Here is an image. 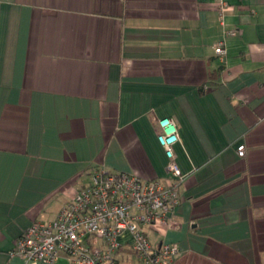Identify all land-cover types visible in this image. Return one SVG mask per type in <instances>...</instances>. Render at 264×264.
Returning a JSON list of instances; mask_svg holds the SVG:
<instances>
[{"label": "crops", "instance_id": "obj_1", "mask_svg": "<svg viewBox=\"0 0 264 264\" xmlns=\"http://www.w3.org/2000/svg\"><path fill=\"white\" fill-rule=\"evenodd\" d=\"M229 2L223 25L215 0H0V264H50L10 252L98 168L168 182L166 116L187 177L152 243L180 245L168 264H264V0Z\"/></svg>", "mask_w": 264, "mask_h": 264}, {"label": "built area", "instance_id": "obj_2", "mask_svg": "<svg viewBox=\"0 0 264 264\" xmlns=\"http://www.w3.org/2000/svg\"><path fill=\"white\" fill-rule=\"evenodd\" d=\"M215 5L221 24L225 25L230 2L215 0ZM236 33L235 29L226 28L224 37L216 43L215 52L221 62L225 63L227 54L226 37ZM158 127L157 137L168 159V182L98 168L55 219L35 221L25 229L11 255L50 264L61 258L69 264H118L115 253L127 234L136 264H168L180 255L178 243L155 246L149 238L151 229L178 225L174 212L180 201L179 187L187 177L176 160L175 145L181 138L174 118L161 117ZM237 150L244 156L245 144Z\"/></svg>", "mask_w": 264, "mask_h": 264}]
</instances>
